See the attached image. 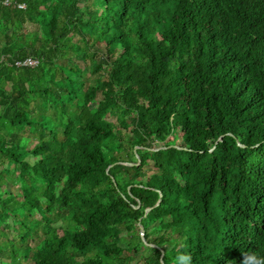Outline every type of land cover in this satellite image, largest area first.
<instances>
[{
    "label": "trees",
    "instance_id": "trees-1",
    "mask_svg": "<svg viewBox=\"0 0 264 264\" xmlns=\"http://www.w3.org/2000/svg\"><path fill=\"white\" fill-rule=\"evenodd\" d=\"M180 251L264 254V0H0V264Z\"/></svg>",
    "mask_w": 264,
    "mask_h": 264
},
{
    "label": "clouds",
    "instance_id": "clouds-1",
    "mask_svg": "<svg viewBox=\"0 0 264 264\" xmlns=\"http://www.w3.org/2000/svg\"><path fill=\"white\" fill-rule=\"evenodd\" d=\"M174 260L176 264H192L191 255L183 251L178 252ZM242 264H264V254L255 251L249 252L244 256Z\"/></svg>",
    "mask_w": 264,
    "mask_h": 264
},
{
    "label": "rangeland",
    "instance_id": "rangeland-1",
    "mask_svg": "<svg viewBox=\"0 0 264 264\" xmlns=\"http://www.w3.org/2000/svg\"><path fill=\"white\" fill-rule=\"evenodd\" d=\"M27 131V130H26ZM25 131V136H27V132ZM27 133V134H26ZM33 143V140L31 139L30 140V145L29 146H31V144ZM36 158H38V157H35V156H32V155H28L27 156V159L30 161V162H33ZM19 183L17 182L15 185H14V188H16V190L18 191V187H19ZM123 234H125L124 232H123ZM140 253L143 255V256H147V254L149 253V250H144V249H141V251H140ZM123 264H134V262L133 261H125Z\"/></svg>",
    "mask_w": 264,
    "mask_h": 264
},
{
    "label": "water",
    "instance_id": "water-1",
    "mask_svg": "<svg viewBox=\"0 0 264 264\" xmlns=\"http://www.w3.org/2000/svg\"><path fill=\"white\" fill-rule=\"evenodd\" d=\"M138 163H139V161L134 162V163H133V162H129L128 164H129V165H133V164H138ZM140 231H141L140 234L142 235V234H143V228H142L141 226H140ZM142 237H143V236H142Z\"/></svg>",
    "mask_w": 264,
    "mask_h": 264
}]
</instances>
